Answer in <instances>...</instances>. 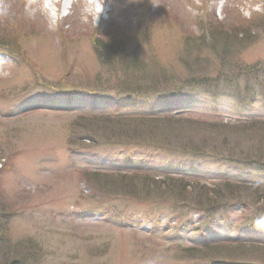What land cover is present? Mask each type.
<instances>
[{
    "label": "rangeland",
    "instance_id": "1",
    "mask_svg": "<svg viewBox=\"0 0 264 264\" xmlns=\"http://www.w3.org/2000/svg\"><path fill=\"white\" fill-rule=\"evenodd\" d=\"M7 3L13 16L0 19V43L13 55L24 57L0 54V92L29 90L26 95L0 100V213L9 217L10 240L15 243L34 239L46 253L44 264H264V252L259 248L246 247L251 252L246 255L230 249L238 244L233 242L264 244V232L253 226L264 212L253 209L247 212L246 220L235 224L239 206L229 202L227 208L210 214L203 226L195 223V215L171 202L110 196L94 200L80 184L83 170L102 173L150 165L161 171L170 169L161 157L146 158L150 161L146 165L134 149L126 154H122L123 149L80 150L72 154L66 147L70 123L91 108L105 113L128 110L149 114L183 109L196 114L215 113V106H209L208 99L201 95L184 93L177 102L173 87L168 89V106L136 102L134 97L100 90L105 86L102 77L107 72L114 73V69L102 66L94 54L98 42L94 44L90 39L92 33L114 32L121 41L116 36L106 38L109 41L103 50L109 54L119 48L127 53L137 51L141 71L134 74L144 72L159 82L182 80L198 73L216 76L217 72H225L233 78L235 67L222 66L209 49L214 45L207 46L208 36L200 33L199 25L235 26L254 19L256 25H248L252 28L247 41L235 45L234 57L245 70L257 73L255 82L253 77L241 78L242 84L250 83L254 97L248 89L242 91L240 94L250 101L244 106L226 92L218 99L216 110L229 116L237 113L264 119V23L258 24L264 22V2L224 0L218 15L219 0H105L104 11L94 25L91 18L88 23H81L79 9L84 0H73V14L65 17L55 31L48 30L42 16L27 18L25 0ZM256 5L262 11H253ZM242 8L251 11L250 18L242 14ZM197 36H202L207 45L193 43ZM230 65L233 64L227 66ZM123 70L124 67L116 69L119 73ZM5 72L7 75H3ZM41 85L72 91L79 86L100 92L94 98L86 99L88 96L83 93L74 100L67 96L59 99ZM50 105H72L76 109L57 112ZM254 137V144L262 141L264 145L263 138ZM177 171L204 175L206 180L264 185L263 166L244 169L226 161L202 160ZM249 195L246 194L248 200H255ZM173 217L179 218L176 225L170 222ZM227 243L232 245L212 248L197 263L182 259L177 252V248Z\"/></svg>",
    "mask_w": 264,
    "mask_h": 264
},
{
    "label": "trees",
    "instance_id": "2",
    "mask_svg": "<svg viewBox=\"0 0 264 264\" xmlns=\"http://www.w3.org/2000/svg\"><path fill=\"white\" fill-rule=\"evenodd\" d=\"M254 21L256 20L252 19L250 22L239 23L235 26L228 24L227 26L230 27H227L225 23H200V33L208 36V41L205 40L208 45L204 40H201L202 36H197V40L193 41L196 44L214 45L209 49L221 61L222 66L230 67V69L235 67L233 78L228 77L225 72H217L216 76H202L198 73L182 80L169 79L159 82L149 78L144 72L134 74L135 71H141L137 51L127 53L124 48H119L109 54L105 51L106 49L103 50L106 42L109 41L105 39L115 37L114 32L92 33L90 39L94 44L98 42V47H94V54L102 66L109 65V68L114 69V73L107 72L102 77L105 86L99 89L105 92L115 91L128 98L134 97L136 102L142 100L141 102H153L154 104H166L165 101L169 98L168 89L171 87L176 90L173 94L185 90L202 91L210 98L212 104H216V100L226 92H231L230 95L233 96V99L239 101L241 105L250 103L249 97H243L240 93L248 89V92L250 91L252 94V86L248 82L242 84L241 78L242 76L253 77L255 82L257 73L245 70L240 62H235L234 57L236 54L235 45L247 41L246 35L252 28L248 25L255 26ZM259 22L258 24L264 23ZM1 30L6 31L3 28ZM117 38L120 37L116 36ZM119 40L121 41V38ZM231 42L235 43L230 44ZM0 48L4 49H0L1 52L8 53L13 58L22 59L24 57L22 54L13 55L2 44ZM229 63L233 65L227 66ZM119 67H124L125 70L119 73L116 71ZM261 84L263 86L262 82ZM40 87L46 88L56 95L74 92L72 94L86 93L89 97H97V93L100 92L98 89L83 90L79 86L73 91L71 88H51L44 85ZM13 90L0 92V100L8 101L14 96L17 98L26 95L29 91L27 88H20L12 93ZM251 96L254 97V94ZM54 111L66 110L56 108ZM233 118H225L216 113L201 116L184 113L176 115L81 114L75 117L69 125L66 147L70 152L114 149L130 152L134 149L136 152L145 154L148 159L161 157L160 159L171 171L179 170L189 165L190 162L195 163L202 160L226 161L242 166L244 169L264 167L263 142L258 140L259 143L254 144L252 141L256 138L255 135L260 140L264 139V119ZM168 157L172 158H170L171 161H165ZM177 160H182V162L176 163ZM148 162L150 161L145 160L146 165H149ZM150 166L152 167V165ZM205 178L207 177H190L186 174L175 177L163 172L152 174L146 170L81 172L79 174L80 184L88 190L91 199L97 200L100 197V200L110 196L133 201L171 202L183 206L187 211L196 215L197 225L204 226L210 214L227 208L229 202L239 206L235 224L246 220L247 212L253 209L264 212V185L235 183L218 178L206 180ZM248 193L255 200H248L246 197ZM170 222L176 225L179 223V218L173 217ZM8 223L9 217L0 213V264H44L46 253L41 245L32 238L12 242L8 233ZM191 224L194 223L191 221ZM233 243L238 244L234 249L230 248L231 251L244 255L251 253L246 247H250L252 250L259 248V251L264 252V244ZM229 245L232 244H212L201 248H177V252L182 259L197 263L202 262L199 259H203L208 252L212 251V248L216 250V247Z\"/></svg>",
    "mask_w": 264,
    "mask_h": 264
},
{
    "label": "clouds",
    "instance_id": "3",
    "mask_svg": "<svg viewBox=\"0 0 264 264\" xmlns=\"http://www.w3.org/2000/svg\"><path fill=\"white\" fill-rule=\"evenodd\" d=\"M264 2V0H262ZM105 0H84L79 9V17L81 23H88L89 19L94 25H97L101 14L104 11ZM73 0H25L23 5L24 13L28 19L34 20L37 16H42L46 20L49 31H55L59 27L60 22L72 12ZM224 6V0H219L217 5V14L219 15ZM253 11H262L260 5H256ZM191 11V9H189ZM242 14L246 18L251 17V11L244 8L241 9ZM13 16L11 5L7 0H0V19H10ZM223 18V17H221ZM14 22V21H13ZM66 27H68L66 25ZM7 75V73H3ZM254 228L264 232V215L254 221ZM154 264V262H149Z\"/></svg>",
    "mask_w": 264,
    "mask_h": 264
}]
</instances>
